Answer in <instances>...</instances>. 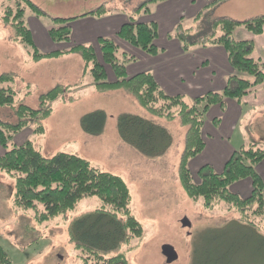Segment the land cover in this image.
I'll return each mask as SVG.
<instances>
[{
    "label": "trees",
    "instance_id": "1",
    "mask_svg": "<svg viewBox=\"0 0 264 264\" xmlns=\"http://www.w3.org/2000/svg\"><path fill=\"white\" fill-rule=\"evenodd\" d=\"M159 1L164 0H149L137 12L150 14L151 5ZM219 1L221 0L215 1L209 7ZM5 2L3 21L14 30V40L31 49L34 62L79 54L85 63L86 74L89 73L97 90H126L153 116L169 122L179 119L187 127L178 177L190 199H202L208 210L224 205L228 211H237L241 220L246 222L251 216L264 219V182L256 171V167L264 161V146L253 143L244 145L234 152L222 172L215 171L209 165L202 167L197 173L199 182L194 180L190 168V161L205 150L203 127L208 110L213 106H220L224 110L227 100L240 103L254 90L264 87V65L261 59L253 56V43L235 38V32L239 28L261 35L264 32V15L245 21L229 18L212 21L209 28L211 31L200 33L207 40H191L190 33L194 34L196 30L193 27L184 29L185 20L181 19L173 37L182 43L184 51L188 52L196 45L204 48L222 47L234 70L222 91L209 92L189 103L182 95L167 94L151 72L129 77L127 67L137 59L120 50L110 38L98 39L101 60L93 45L80 44L68 50L41 52L34 42L32 31L26 25L25 15L28 9L36 13L37 17L44 16L43 12L30 0ZM105 13V7H100L95 12L78 18L91 15L99 17ZM202 15L203 12L194 22H199ZM78 18L52 19L53 25L48 31L52 42L71 43L72 31L68 24ZM117 36L147 55L158 56L161 52L156 45L159 37L156 22L136 23L132 18L120 28ZM107 68L111 69L114 81L108 79ZM14 83L15 78L11 75L0 76V107L14 109L19 119L15 125L0 121V147L5 150L0 155V172L8 174L14 182V207L17 210L33 212L34 220L42 225L74 210L85 198H99L102 201L100 209L84 214L72 222L70 238L80 252L82 264H128L126 256L120 252L122 246L143 236L142 225L130 209L132 193L128 184L120 176L94 168L88 160L77 155L57 153L48 158L29 140L21 145L11 146L16 137L33 124L34 133L44 134L42 122L52 114L51 104L67 92L66 88L60 86L52 89L41 96L40 108L34 110L24 104L17 105ZM106 123L107 114L102 110L86 114L81 119L84 132L91 136L101 135ZM215 123L218 124L219 120ZM118 133L123 142L150 159L164 156L173 145V137L166 128L130 114L118 117ZM246 179L252 182V192L243 198L231 188L235 183ZM248 223L256 227L252 222ZM250 229L253 230L251 232L255 231L252 227ZM255 235L254 232L253 236ZM258 238L264 245V237ZM228 251L223 258L231 257V252ZM0 264H12L1 244Z\"/></svg>",
    "mask_w": 264,
    "mask_h": 264
},
{
    "label": "rangeland",
    "instance_id": "2",
    "mask_svg": "<svg viewBox=\"0 0 264 264\" xmlns=\"http://www.w3.org/2000/svg\"><path fill=\"white\" fill-rule=\"evenodd\" d=\"M30 1L44 16L37 17L28 9L26 25L31 26V19H37L42 27L50 28L52 19L58 17L78 18L99 7H105L109 12L116 8L129 10L147 0H129L130 5L126 4L127 0ZM4 3L5 0H0V76L15 78L17 105L24 104L36 110L40 108L41 96L58 86L67 89L63 97L51 104L52 114L42 122L45 133H34L33 124L18 135L11 146L29 140L48 158L57 153L77 155L88 160L94 168L113 173L126 181L132 193L131 212L143 228L141 238L120 250L127 263L167 264L162 249L168 245L178 254V259L172 264H264V249H261L264 245L258 238L264 237L263 218L251 216L248 222L256 226L253 227L241 220L237 211H228L224 205L208 210L202 199L192 200L183 190L178 170L185 149L187 127L179 119L169 122L153 116L126 90H97L89 73L86 74L85 63L79 54L66 63L50 62L51 59L34 62L31 49L14 40V30L4 23ZM230 13L262 16L264 0H221L205 11L199 22L187 19L184 29L195 27L196 32L190 33L191 40H207L200 33L210 32L212 21ZM37 30H34L37 48L44 53L53 50L57 44L48 38L47 33L40 35ZM217 33L220 34L219 31ZM96 54L101 60L98 50ZM106 70L108 79L114 81L111 69ZM67 71L72 75L66 76ZM61 73L66 81L62 84L59 83ZM187 100L189 103L193 101ZM97 110L107 114V123L101 135L91 136L84 132L81 119ZM122 114L139 116L166 128L173 137L170 150L160 158L150 159L123 142L118 133V117ZM0 121L15 125L19 119L14 109L0 107ZM237 136L238 132L234 139ZM4 152L0 147V155ZM193 177L199 182L196 173ZM13 187L11 177L0 172V244L12 264H82L80 252L70 238L71 224L84 214L100 209L102 201L97 197L85 198L74 210L41 225L34 220L33 212L14 207ZM185 219L191 223L190 228L183 226ZM251 227L255 229L256 237ZM228 250L231 257L223 258Z\"/></svg>",
    "mask_w": 264,
    "mask_h": 264
},
{
    "label": "crops",
    "instance_id": "3",
    "mask_svg": "<svg viewBox=\"0 0 264 264\" xmlns=\"http://www.w3.org/2000/svg\"><path fill=\"white\" fill-rule=\"evenodd\" d=\"M148 1L139 2L129 10L127 8H116L109 12L105 8L106 13L99 17L91 15L74 20V22L68 24L72 31L71 43L66 44V47H62L65 43L55 44L56 47L50 52L67 50L72 46L87 45V43H93L91 45L94 46L97 52V50L99 51L98 39L101 37L110 38L114 40L120 50L137 59L136 62L129 64L127 67L129 77L144 72H151L167 94L171 96L182 95L190 100H194L209 92L222 91L225 88L227 78L234 72L226 51L219 46L204 48L196 45L186 52L182 43L173 37L176 27L182 18L185 21L187 19L194 21L201 12L204 13L211 8L209 7L210 4L218 0H164L151 5L150 14L138 13L139 7ZM126 4L130 5V1L127 0ZM99 8L89 13L95 12ZM259 16H243L230 13L224 14V16L217 18L216 21L222 18L245 21ZM132 18L136 23L156 22L158 24L159 37L156 45L161 50L158 56L147 55L118 38L117 33L120 28L130 22ZM31 20L33 24L30 21L31 26L29 27L34 39H36L35 29H38L37 32L40 35L47 33L46 35L50 39L49 28L42 27L43 25L38 23L37 19ZM235 38L240 41L252 42L254 45L253 56L261 59L264 65V32L261 35H254L239 28L235 32ZM77 56L78 54H70L51 59L50 62L66 63L73 61ZM77 61L82 64L81 59ZM68 75H72V73L70 74L67 71L66 76ZM62 77L63 73L60 74L61 82L59 83L61 84L64 81ZM218 120L219 123L216 124L215 121ZM237 132L239 136L234 139ZM203 138L206 144L205 150L190 161L192 173L197 174L206 165L212 166L217 172H222L226 162L232 157L234 152L244 145L252 143L263 144L264 87L257 88L240 103L234 100H227L224 110L220 106L211 107L205 117ZM256 171L264 182V161L256 167ZM231 189L234 193L246 197L252 191V182L246 179L235 183Z\"/></svg>",
    "mask_w": 264,
    "mask_h": 264
},
{
    "label": "water",
    "instance_id": "4",
    "mask_svg": "<svg viewBox=\"0 0 264 264\" xmlns=\"http://www.w3.org/2000/svg\"><path fill=\"white\" fill-rule=\"evenodd\" d=\"M182 224L184 227H188V228L191 227V223L187 219L183 220ZM162 253L166 258L167 264H172L178 259V254L172 246H168V245L164 246L162 249Z\"/></svg>",
    "mask_w": 264,
    "mask_h": 264
}]
</instances>
